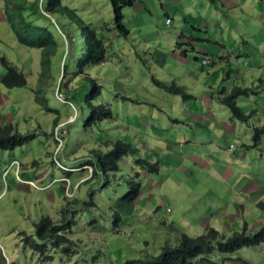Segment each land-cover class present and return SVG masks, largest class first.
Returning a JSON list of instances; mask_svg holds the SVG:
<instances>
[{
	"label": "rangeland",
	"instance_id": "obj_1",
	"mask_svg": "<svg viewBox=\"0 0 264 264\" xmlns=\"http://www.w3.org/2000/svg\"><path fill=\"white\" fill-rule=\"evenodd\" d=\"M34 1L0 0L4 17L5 11L12 17L20 12L25 21L45 27L56 40L45 69L43 49L20 43L10 24L0 22V57L22 73L26 82L24 87L10 88L0 81V127L10 125L13 133L30 136L20 146L0 148V243L9 261L125 264L157 256L165 244L177 245L181 234L200 235L207 226L226 238L242 228L259 231L264 227V207L251 206L259 199L264 206V137L259 152L247 150L238 170L247 174H241L238 182H244L240 184L260 186L247 194L248 202L243 205L249 208L240 212V218L231 209L218 215L209 208L208 198L200 199L205 192L198 186L202 174L195 163L187 161L189 153L201 155L208 145L190 146L182 138L172 143L176 133L171 128L191 126L195 134L194 100H184L162 87L182 86L198 107L204 106L199 102L203 93L198 91L204 88L202 83H208L214 86L213 94L204 93L205 97L224 117L228 110L215 98L218 91L230 92L240 86L255 92L236 99L241 111L250 115L245 122L237 121L230 135L229 144L240 152L242 143H249L252 128L264 125V0H133L122 9L125 31L115 23L109 0H61L102 32L106 46L104 61L77 66L82 58L78 54L70 62L68 74L63 59L71 50L73 32L57 26V19L62 25L66 19L49 14L45 0H37L42 15L36 14ZM6 73L0 61V78ZM85 75L91 79L86 80ZM93 82L101 88L92 101L109 107L112 117L84 128L81 106L84 108L85 96L91 95ZM59 86L64 87L61 92ZM37 91L48 99V110L35 100ZM57 133L63 139H57ZM116 139L131 144L135 153L119 161V171L109 173L108 182L101 174L87 180L90 150L104 151ZM215 139L223 137L216 134ZM138 158L157 162L158 172L135 164ZM14 160L18 169L10 166ZM191 170L195 180L183 181L179 172ZM170 171L173 178L164 182ZM131 179L140 182L141 190L135 200L125 203L120 198L129 191ZM228 192L222 191L223 198ZM218 206L225 210L227 205ZM64 212L73 224L62 232L72 240L69 252L60 251L62 246L52 248L46 241V254L51 258L43 261L20 234L42 243L34 236V224L45 215L60 223ZM202 257L188 264H202ZM209 259L211 264H264V241L230 253L214 249Z\"/></svg>",
	"mask_w": 264,
	"mask_h": 264
},
{
	"label": "trees",
	"instance_id": "obj_2",
	"mask_svg": "<svg viewBox=\"0 0 264 264\" xmlns=\"http://www.w3.org/2000/svg\"><path fill=\"white\" fill-rule=\"evenodd\" d=\"M114 11V20L118 24L120 30L125 31L122 22V9L133 3V0H109ZM42 2V1H41ZM49 14H55L57 16H62L66 19V22L62 25L59 19H57V26L63 27L66 32H73L74 41L71 45V50L65 54L63 59V70L65 69L66 74L70 62L75 58L76 55H82L77 62V66H83L84 64H96L105 60L106 56V46L105 41H103L102 32H98L93 29L89 22H85L76 15L72 9L67 6L62 5L61 0H45ZM34 12L38 15H42L37 6V0L34 1ZM42 4V3H40ZM5 11V19L10 24V27L20 43L43 49V65L45 69L49 67V56L54 52V45L56 40L54 39L52 33L48 31L45 27H40L32 25L31 23L24 20V17L19 12L16 17H12ZM44 16V15H43ZM45 17V16H44ZM79 41V43H77ZM0 61L4 66H6L7 73L0 78L3 85L7 87H24L26 86L25 78L22 73L17 72L13 68H10L4 57H0ZM70 73V72H69ZM65 74V73H64ZM86 80L91 78L85 75ZM93 88L91 90V95H87L84 98V108H82L83 118L82 123L84 128L89 126H94L98 122L106 120L112 117V111L109 107L103 104H96L92 100L95 99L100 92V85L93 82ZM162 87L175 95H180L182 99H194L192 95L186 93L182 86L175 85V83L170 85H162ZM63 86L58 87V91L61 92ZM71 89V88H70ZM68 89L70 92L71 90ZM255 93L248 87L235 86L232 87L230 92H225V89L217 92L215 97L217 101L224 107H226L233 119L239 122H245L250 117V115L244 114L236 103V99L239 96H248V93ZM38 95L35 96V100L43 106L45 110L49 109L48 99L41 95L38 91ZM64 96V94H63ZM66 100V99H65ZM67 101V100H66ZM85 111H89L85 113ZM76 121V120H75ZM63 133V132H61ZM66 133V132H65ZM63 133V134H65ZM30 136H21L18 133H13L10 125H5L0 127V148L1 149H12L16 146H20L27 142ZM57 139H63L56 135ZM262 137H264V127H256L253 129L252 142L253 146H257ZM105 145L106 149L101 151L100 149H91L90 157L91 161L87 162L91 166L89 180L96 175L106 176L108 182V174L113 175L119 171V161L128 154H134L135 148L121 139H116L109 141ZM36 163V161H32ZM135 164L142 166L143 168L148 167L153 172H158V163H150L146 159L138 158L135 159ZM104 182V184H105ZM129 191L121 196L123 202L128 203L137 198L141 190V184L134 179L129 181ZM73 224L66 217L65 212L63 213V221L60 223H55L51 217L48 215L42 216L38 222L34 224V236L44 241L42 243L36 242L32 236L20 234L24 244L29 248L36 251L39 255H42L43 261L49 260L50 255L46 254L47 244L46 241L52 246V248H58L60 246V251L68 253L69 245L72 240L67 237L64 231L70 230ZM264 241V227L255 233H247L246 228H242L240 232H234L232 236L226 238L223 234L219 233L215 228L208 227L205 233L196 236H188L186 234L180 235V240L177 245L172 246L165 244L162 246L160 254L154 257H143L140 259L127 260L125 264H188L196 257H202L201 262L203 264L209 263L210 253L215 249L221 253H230L243 246L250 247L258 245Z\"/></svg>",
	"mask_w": 264,
	"mask_h": 264
},
{
	"label": "crops",
	"instance_id": "obj_3",
	"mask_svg": "<svg viewBox=\"0 0 264 264\" xmlns=\"http://www.w3.org/2000/svg\"><path fill=\"white\" fill-rule=\"evenodd\" d=\"M1 16L2 18H0V22H3L4 20L6 21L2 12ZM0 45H2L1 39ZM202 84L204 88L200 89L202 92H198L203 93L202 95H200L199 99L202 100L199 102H203L204 106L199 105L198 107H196V99H193L194 102L192 103L195 106V122L192 125L193 127H195V134L193 135L194 130L191 128V126L189 129L187 127L181 129L171 128L170 131L176 133L175 135H172L174 138L172 143H175V141L177 142L180 138H182L184 139L185 143L189 144L190 146L194 143L198 145H208L206 146L207 148L203 149V154L201 155L196 154L195 151L194 155L189 153L190 150L187 151L189 153L187 155V161L195 163V167L200 169L199 174H202V177H200L201 181L198 186L200 187V191L202 188L205 189V192L200 194V199H202L203 196L208 198L207 204L212 205L209 208L215 210L218 215H221L222 212H226L227 210L230 211L231 209L235 212V216L237 218H240V212H245L249 208L247 204L243 205V202H248L247 194H251L252 191L258 190L260 186H256L252 182H245L243 184H240V182H244V180L238 182L240 179H242L241 174H244L246 176L247 174L246 172H239L238 170H240L241 166L244 165L243 157H246L247 150L252 149L255 150L256 153L259 152L260 149L258 145H260V143L254 147L252 142V135H249V143H242L240 152H237V147L233 151L229 150V146L231 145V143L229 144V142L232 141V136L230 137V135L234 132L236 126L235 124L238 120L231 117L228 109H226L228 111L225 113V117L224 115L219 113L220 109L214 110V105H211L209 99L205 97L207 96V94H204L208 92L213 94L214 86L205 82ZM213 98L214 96L211 95L210 99ZM191 119H193V117H191ZM218 126H220V131L217 130ZM258 127H264V125ZM254 128L256 127L252 128V134ZM212 129H214V131H212ZM216 134L222 135L223 139H215ZM188 138H191V140H187ZM204 138L211 140V142L203 143L202 141L206 142ZM178 144H180V142H178ZM183 156H185V154ZM182 161L184 162V159H182L181 162ZM234 167L236 168L234 169ZM173 173V171H170L168 174H166L164 182H169L173 178ZM179 174L183 181L187 179L189 181L195 180V174L193 173V170H191L189 173L179 172ZM222 185L226 186L222 189ZM228 190L229 196L227 198H223L224 195H222V191L227 194L226 191ZM241 195L243 196V199L239 198V196ZM219 203H222L223 205L226 203V209L224 210V208L222 207L223 209L221 210L218 206ZM251 206L253 208L262 209L264 207L260 199L255 204L253 203ZM214 215V217H217L216 214ZM211 218H213L212 215ZM230 219H233V217H230ZM208 227L209 226H207L206 228ZM246 232L252 234L257 232V230L254 231L253 228H250L249 231H247L246 229ZM0 264H3L1 253ZM239 264L242 263L240 262Z\"/></svg>",
	"mask_w": 264,
	"mask_h": 264
},
{
	"label": "clouds",
	"instance_id": "obj_4",
	"mask_svg": "<svg viewBox=\"0 0 264 264\" xmlns=\"http://www.w3.org/2000/svg\"><path fill=\"white\" fill-rule=\"evenodd\" d=\"M231 145H232V144H231ZM231 145H230V146H231ZM230 146H229V150H230V151H233L232 149H230ZM233 149H235V148H233ZM14 161H15V160H14ZM12 162H13V161H12ZM12 162H11V163H12ZM11 163H10V166H13L14 164H11ZM15 166H16V165H15ZM17 169H18V168H17ZM31 182H32V181L29 180V183H31ZM50 184H52V183H50ZM50 184H49V185H50ZM49 185H48V186H49ZM0 246H1V247H0V253H1L2 263H3V264H6V263H5V260H4L3 256H2L3 253H4L5 255H6V253H5V250L3 249L1 243H0ZM1 249H2V250H1ZM30 249H31V248H30ZM2 252H3V253H2ZM6 256H7V255H6ZM7 258H8V256H7ZM8 261H9V258H8ZM9 264H13V262L9 261Z\"/></svg>",
	"mask_w": 264,
	"mask_h": 264
},
{
	"label": "built area",
	"instance_id": "obj_5",
	"mask_svg": "<svg viewBox=\"0 0 264 264\" xmlns=\"http://www.w3.org/2000/svg\"><path fill=\"white\" fill-rule=\"evenodd\" d=\"M233 148H234V146L231 145V146H230V149H233ZM11 164L16 165L17 168L19 167V163H18L17 161H13ZM0 247H1V246H0ZM1 250H2V249H1ZM2 253H3V252H2ZM2 256H3L4 260H5V263H6V264H9V261H8L7 256H6L4 253L2 254Z\"/></svg>",
	"mask_w": 264,
	"mask_h": 264
}]
</instances>
